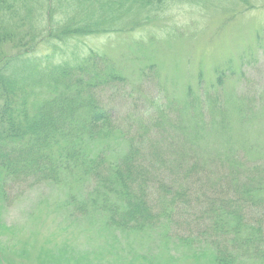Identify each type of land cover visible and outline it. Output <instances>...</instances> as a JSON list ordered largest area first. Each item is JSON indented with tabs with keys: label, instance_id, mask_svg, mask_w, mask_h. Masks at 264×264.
<instances>
[{
	"label": "trees",
	"instance_id": "1",
	"mask_svg": "<svg viewBox=\"0 0 264 264\" xmlns=\"http://www.w3.org/2000/svg\"><path fill=\"white\" fill-rule=\"evenodd\" d=\"M174 1L24 0L23 15L37 13L41 23L29 22L17 49L0 53V169L8 182L65 189L71 225H103L127 244L142 245L156 232L153 259L163 241L169 253L185 252L179 245L190 235L169 240L164 231L193 209L205 229L195 240L210 251V264H264V165L255 158H264V146L231 139L234 124L258 116L263 104L254 94L226 93L221 71L200 94L198 76L180 101L154 71L146 117L129 125L99 98L134 75L109 54L110 43L84 49L85 38L134 31ZM156 66L146 65L135 81ZM216 138L221 143L210 150ZM198 246L190 255L204 251Z\"/></svg>",
	"mask_w": 264,
	"mask_h": 264
},
{
	"label": "rangeland",
	"instance_id": "2",
	"mask_svg": "<svg viewBox=\"0 0 264 264\" xmlns=\"http://www.w3.org/2000/svg\"><path fill=\"white\" fill-rule=\"evenodd\" d=\"M245 4H234L231 0H175L134 31L85 38L84 49H102L110 43L109 54L120 59L127 73L134 75L131 84L100 90L99 98L111 106L119 121L136 124L146 117L144 109L156 95L154 71H158L163 87L180 101L189 86H197L198 76L204 79L198 87L200 94L204 87L215 83L218 72L226 71L228 76L223 85L226 93L254 94L256 101L263 104L258 116L233 125L232 141L264 146V0H245ZM23 14L24 0H2L0 35L7 31L11 36L8 41H1L0 53L17 49V39L24 37L31 26L29 22L34 27L41 23L37 13L34 20ZM38 51L51 54L41 44ZM151 63L157 65V70L146 71L135 81ZM219 141L216 138L210 150L218 147ZM261 154L264 156V152ZM255 158L264 165L263 157ZM72 186L75 192L79 184L74 182ZM66 194L65 189L51 183L8 182L0 169V264L211 263L210 251L195 240L205 229L194 218L193 209L187 213L190 216H177L170 229L164 231L169 240L173 234L190 235L188 240L184 238L188 243L179 245L184 246L185 252L169 253L163 241L160 254L153 259L156 232L150 240L144 237L145 250L140 251L143 244L133 238L136 235L130 236L133 241L127 244L103 225L90 229L74 222L71 225L63 208ZM190 246L202 247L204 251L195 250L190 255Z\"/></svg>",
	"mask_w": 264,
	"mask_h": 264
}]
</instances>
